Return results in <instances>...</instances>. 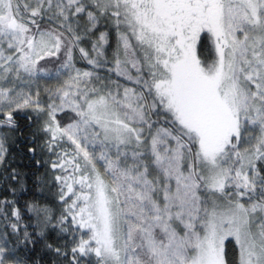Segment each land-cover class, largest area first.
I'll list each match as a JSON object with an SVG mask.
<instances>
[{
    "label": "snow or ice",
    "instance_id": "snow-or-ice-1",
    "mask_svg": "<svg viewBox=\"0 0 264 264\" xmlns=\"http://www.w3.org/2000/svg\"><path fill=\"white\" fill-rule=\"evenodd\" d=\"M101 21L116 30L115 79L74 64L78 49L100 65ZM61 52L67 79L50 103L18 89ZM29 108L46 116L47 150L72 146L51 164L64 173L60 215L27 205L39 237H67L46 246L68 264H264V0H0V125L15 131ZM6 152L0 139V164ZM12 216L22 239L0 243V264L40 242L19 228L20 208Z\"/></svg>",
    "mask_w": 264,
    "mask_h": 264
},
{
    "label": "trees",
    "instance_id": "trees-1",
    "mask_svg": "<svg viewBox=\"0 0 264 264\" xmlns=\"http://www.w3.org/2000/svg\"><path fill=\"white\" fill-rule=\"evenodd\" d=\"M42 27H48L46 22H41ZM102 31H108L110 33L109 45L105 50V61H108L105 66L94 69L97 75L101 72H109L108 69L112 66L110 57L113 55V51L116 47V30L111 24L105 25L103 21L98 25ZM95 37H85L80 44L81 47H85L91 50V43ZM95 55V53H92ZM208 53L205 52L202 58H206ZM57 57H48L41 60L39 67L42 69L53 71L50 73H56L57 69H60V64L63 62V52ZM74 63L81 68L87 67L85 62L80 59L78 49H74ZM102 78V76H100ZM62 79L55 81H49L45 78L36 79V77L25 78L24 83L17 84L24 86L27 90L39 92V99L45 97V89H54L55 86H59L62 83ZM44 104V103H43ZM31 116L29 120L27 117ZM46 119L45 115L38 113L33 108L25 109L16 114L15 120L17 128L15 131L11 130L6 125H0V139H3L4 146L7 149L5 153L4 163L0 164V243L5 241L9 242V247H13L12 240L16 235H20L22 239V232L13 234L11 225L16 223V218L12 216L14 208L21 209V220L19 221V228H27L30 235L37 236L39 243L33 245L28 244L27 247L23 243L17 246L16 258L21 261L22 264H68V261L63 257H59L52 250L55 248L64 249L67 237L63 236L58 230H46L44 237H39L37 234L39 229L36 227V221L31 212L27 211V205L38 202L41 206L51 207L53 214L59 216L63 211V204L59 200L60 184L55 181L56 175H64L60 169H52L51 164L58 159V153H62L67 150L71 152L72 146L70 142H64L60 147H54L52 151L47 150L45 141L47 137L40 131L41 126ZM57 119L61 125H66L69 122V118L66 112L57 114ZM29 148H35L36 151L30 152ZM39 161V163H37ZM19 171L23 173L22 185L17 180H13L10 177L13 172ZM71 172V168H69ZM78 188V186H76ZM42 197V199H41ZM52 245V249H49L46 245ZM234 241L230 239L225 243V251L228 254L226 258L232 259L234 257ZM96 264V258L94 256L85 258L84 264Z\"/></svg>",
    "mask_w": 264,
    "mask_h": 264
},
{
    "label": "rangeland",
    "instance_id": "rangeland-1",
    "mask_svg": "<svg viewBox=\"0 0 264 264\" xmlns=\"http://www.w3.org/2000/svg\"><path fill=\"white\" fill-rule=\"evenodd\" d=\"M62 53V52H61ZM80 54V53H79ZM80 59H81V57H80ZM100 59V61H101V63H100V67L99 68H101V66L103 67V66H105V58H104V56L103 57H100L99 58ZM82 61H84L85 62V64H86V66L87 67H85V69L84 68H81V67H78L75 63V67L76 68H79V69H81V70H94L93 69V66L92 65H89L88 63H87V61L86 60H84V59H81ZM110 60H112V56L110 57ZM38 67H39V65H38ZM98 67H95L96 69H98ZM44 71L43 72H39L35 77H36V79H38V80H40V78H45V79H47V80H49V81H55V82H57L58 80H60V78L62 79V81H64V80H66L67 79V76L66 75H64V73L67 71V70H64V69H60V74L59 75H57V72L56 73H50V72H53V71H50V70H47L48 72H46L45 71V69H43ZM74 74V73H73ZM109 75H112V77H113V79H115V76H114V74H110L109 72H105V71H103V72H101L100 73V75L99 76H102V78H104V77H107V76H109ZM21 76H22V79L20 80V81H18L19 83H24L25 82V78H27V79H29L30 77H28L27 76V74H25V73H21ZM32 78V77H31ZM17 87H18V89H22L25 93H31L32 95H33V98L34 99H36L37 97L35 96V94L37 93V90L35 91L34 90V92H31L30 90H27L24 86H19L18 84H17ZM59 87V86H58ZM57 88V86H55V88L54 89H51V88H46L45 89V97L43 98V97H41L40 99H39V102H40V104L41 105H44V106H46L48 103H50L51 101L49 100V95H50V92H49V90H55ZM39 93V92H38ZM44 103V104H43ZM63 112H58L57 114H62ZM66 113H67V116H68V118H69V122L68 123H71L72 122V118L74 117V113H72L70 110L69 111H66ZM42 115H44L43 113H41ZM67 123V124H68ZM227 241V240H226ZM226 241H225V243H226Z\"/></svg>",
    "mask_w": 264,
    "mask_h": 264
}]
</instances>
